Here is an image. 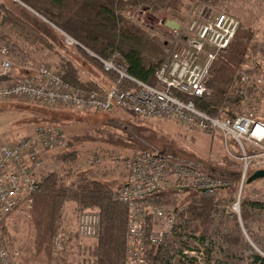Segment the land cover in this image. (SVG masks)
<instances>
[{"label":"built area","instance_id":"1","mask_svg":"<svg viewBox=\"0 0 264 264\" xmlns=\"http://www.w3.org/2000/svg\"><path fill=\"white\" fill-rule=\"evenodd\" d=\"M239 27L236 17L226 12L214 15L211 8L201 7L183 30L185 37L180 30L173 32L172 38L182 40V44L168 51L155 74V86L88 52L102 64L105 72L117 75L112 87L101 91L76 88L64 80L58 69L49 65L22 68L24 73H18L19 67L14 68L10 59L9 46L0 42V104L26 99L49 108L84 114L121 109L141 118L174 121L204 133L218 134L228 155L243 164L240 193L229 208L241 222V192L246 179L253 168L264 169V122L252 115L235 119L212 117L198 110L190 100L207 93L211 68L218 55L231 45ZM66 43L69 47L77 45L70 37H66ZM65 146L62 129L51 125L38 127L33 137L0 145V264H25L21 251L11 248L7 242L6 224L20 207L29 205L32 195L40 190L46 175L42 152L63 150ZM95 158L98 159L94 157L89 165L99 162ZM122 164L126 183L115 191L114 200L126 205L129 211L126 264H148L149 250L158 249L173 234L175 209L152 203V197L168 191L214 192L230 187V183L221 178L159 154L137 153L124 158ZM99 228L97 213L80 214L78 234L82 238L96 237Z\"/></svg>","mask_w":264,"mask_h":264},{"label":"trees","instance_id":"2","mask_svg":"<svg viewBox=\"0 0 264 264\" xmlns=\"http://www.w3.org/2000/svg\"><path fill=\"white\" fill-rule=\"evenodd\" d=\"M8 1L31 9L48 26L63 33L66 47L83 55L113 83L117 75L105 72L102 64L88 52L112 62L128 75L153 86L157 83L155 74L167 56V48L129 13L135 10H151L154 14L165 11L181 13L186 7L183 0ZM226 13L230 14L228 11ZM66 37L73 39L77 45L67 46ZM253 41L254 33L240 23L233 42L218 55L211 68V77L206 82L207 93L201 98H190L198 110L216 118L224 116L235 119L240 116L245 98L239 93L238 73L252 61L255 53L264 52V45L254 44ZM0 42L9 46L10 59L22 63L27 49L58 55L57 47L38 26L16 14L1 1ZM58 70L64 80L76 88L102 90L93 81L84 80L80 69L71 60L61 58ZM257 91L253 87L249 89L248 95ZM59 112L61 117L85 115L67 109ZM57 158L62 163L76 160L73 154L58 155ZM67 176L58 172L47 173L40 190L31 197L33 206L30 214L37 230V251L45 253L50 261L53 241L61 226L63 213L71 203L81 213L90 211L99 215L98 242L93 249L95 264H126L129 221L127 206L114 200L115 191L108 183L85 174L69 183ZM227 190L219 189L205 194L191 191L193 198L189 203L176 207L177 223L173 234L158 249L149 250L148 264H264V256L245 241L235 216L228 217L231 222L226 218L220 219L219 227H215L213 217L219 205L218 199ZM168 192L154 196L150 201L155 204L171 203ZM243 204L242 219L248 227L247 224L255 223L253 212L264 208V203L246 198ZM217 238L221 239L218 248L222 257L215 260L211 257V250ZM193 240H198L204 246V251L199 250V253L205 255L204 262H199L198 257L185 254L198 250L190 249Z\"/></svg>","mask_w":264,"mask_h":264},{"label":"rangeland","instance_id":"3","mask_svg":"<svg viewBox=\"0 0 264 264\" xmlns=\"http://www.w3.org/2000/svg\"><path fill=\"white\" fill-rule=\"evenodd\" d=\"M16 14L21 15L34 25L38 26L45 36L52 42L58 51L41 54L33 49H27L24 54V62L11 59L18 73H24L22 68L37 69L41 65H49L58 69L61 58L71 60L81 71L84 80L107 81L106 75L92 65L73 48L66 47L63 41V33L50 27L47 23L23 5H15L8 0H0ZM185 9L181 13H169L168 11L154 14L151 10H135L129 14L133 19L144 24L157 39L165 43L169 50H175L182 40L173 39V32L162 24L168 18L175 20L181 26V36L185 37L183 30L197 16L201 7H209L214 15L228 11L234 15L241 24L254 33L253 43L264 45V0H183ZM175 15L166 16L165 14ZM166 48V47H165ZM17 72V70H15ZM251 71V72H249ZM109 81V80H108ZM237 85L240 87V95L245 98L240 115L251 114L255 119L264 122V52L254 54L252 61L238 73ZM256 87V93L249 94V89ZM59 111L62 108H49L30 100L20 99L0 104V145L17 143L23 139L33 137L40 126H58L62 129L66 146L63 150L43 151L42 158L45 161V172H58L68 177V182H74L80 175H88L93 179L107 180L125 175L122 164L124 158L137 153L149 152L162 154L170 161L197 167L203 172L212 174L230 183V187L220 196L217 211L214 214L215 227H219L220 219L235 216L238 226L245 241L257 252L264 253V208L253 212L255 223L247 224L229 211L230 205L240 193L243 164L232 159L222 142L220 135L204 133L194 128L186 127L174 121H157L136 117L121 109H115L106 113H89L85 115L73 114L61 117ZM75 112V111H74ZM79 113V112H77ZM88 115V116H86ZM236 152V149H233ZM73 154L76 160L70 163H62L58 155ZM95 158V165H89V161ZM253 168L248 178L258 171ZM264 170V169H262ZM242 189L243 201L251 198L254 201L264 203V180H258L247 185V180ZM113 179L110 180L112 183ZM114 191L118 188H114ZM167 193V192H165ZM170 193L171 203H163L171 210H177V206L186 205L193 198V192ZM174 202V203H173ZM33 203L20 207L6 224L7 242L11 248L21 251L25 264H95L93 249L97 245L98 237L82 238L78 234V222L81 211L75 204H68L62 216L61 226L53 241V249L50 261L45 253H39L36 247L37 230L31 218ZM176 223H177V213ZM16 216V218L14 217ZM228 221V222H229ZM247 227V228H246ZM251 232H250V231ZM252 233V236H251ZM211 250L212 259L222 257L218 246L221 239L215 240ZM198 240L190 243L189 251L192 257H198L199 262H204V246L199 248ZM193 251V250H192ZM205 253V252H204ZM260 254V253H259Z\"/></svg>","mask_w":264,"mask_h":264},{"label":"crops","instance_id":"4","mask_svg":"<svg viewBox=\"0 0 264 264\" xmlns=\"http://www.w3.org/2000/svg\"><path fill=\"white\" fill-rule=\"evenodd\" d=\"M166 16H175V15H170V14H165ZM164 23V25H166V27L167 28H169V29H171V30H174V31H178V30H181V26L178 24V23H176L175 22V20H171V19H167L165 22L163 21L162 22V24ZM106 77H107V81H104V80H102L101 81V83H99V81H93L94 83H96L101 89H105V90H107V89H109V88H111L112 87V85H113V82L110 80V78L106 75ZM109 80V81H108ZM46 174V173H45ZM111 179H113V181H112V183H113V185H114V188L116 189V188H120V187H122L123 186V184H125L126 183V175H123V176H119V177H114V178H111ZM111 179H107V180H101V181H103V182H106V183H108L109 185H111L112 183H110V180ZM112 187V186H111ZM14 217V216H13ZM14 218H16V216L14 217ZM10 221V220H9ZM8 221V222H9Z\"/></svg>","mask_w":264,"mask_h":264},{"label":"water","instance_id":"5","mask_svg":"<svg viewBox=\"0 0 264 264\" xmlns=\"http://www.w3.org/2000/svg\"><path fill=\"white\" fill-rule=\"evenodd\" d=\"M258 180H264V170H258L255 173H253L247 180V184H252ZM201 193H207V190H201ZM213 192V191H209Z\"/></svg>","mask_w":264,"mask_h":264}]
</instances>
